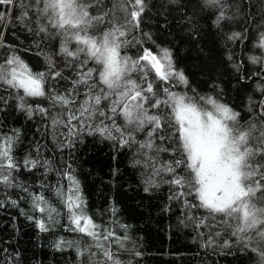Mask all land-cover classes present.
Masks as SVG:
<instances>
[{
  "label": "snow or ice",
  "instance_id": "snow-or-ice-1",
  "mask_svg": "<svg viewBox=\"0 0 264 264\" xmlns=\"http://www.w3.org/2000/svg\"><path fill=\"white\" fill-rule=\"evenodd\" d=\"M219 3L206 0L209 6ZM147 8V0H0V25L14 19L46 57L45 70L34 71L15 46L0 40V47L11 49L0 59V90L7 93L0 95V110L12 97L28 119L39 115L42 123L47 121L45 128L61 149L74 148L83 135L135 148L144 191L167 184L169 199L185 209L181 223H192L198 232L208 230L205 247L236 246L264 264V99L256 105L255 118L245 119L221 92L189 88L172 48L143 31ZM222 19L223 11L217 23ZM188 23L195 30L191 18ZM229 39L244 37L233 33ZM253 46L260 53L249 60L264 68V32ZM130 48L135 54H129ZM61 81L69 86L61 89ZM179 86L187 90L178 91ZM19 143L18 129L0 132V191L27 193L33 211L50 221L36 220L37 226L48 231L57 223L53 213L59 215V209L43 193L30 191L19 172L51 171L53 165L39 156V144L37 155L17 158ZM56 171L68 181L71 194L59 181L40 187L52 191L67 209L68 230L86 237L61 239L56 246L75 247L81 264H125L120 253L130 240L127 225H118L125 230L119 235L97 223L87 212L72 166ZM6 196L18 206L11 194ZM201 209L204 214L196 216L193 210Z\"/></svg>",
  "mask_w": 264,
  "mask_h": 264
},
{
  "label": "trees",
  "instance_id": "trees-1",
  "mask_svg": "<svg viewBox=\"0 0 264 264\" xmlns=\"http://www.w3.org/2000/svg\"><path fill=\"white\" fill-rule=\"evenodd\" d=\"M147 3L143 31L150 32L162 47L172 48L176 66L188 78V87L202 94L221 92L223 100L245 119L255 118L256 105L264 99V68L252 63L249 56L260 53L253 45L264 32V0H220L216 6L207 5L206 0ZM221 11L224 19L217 23ZM189 18L195 30L188 23ZM0 32V40L15 46L34 71L45 70L46 57L34 46L35 38L14 19L0 25ZM233 33H240L244 39H229ZM9 51L0 47V59ZM135 51L130 48L129 54ZM68 86L67 81L58 85L61 89ZM177 90L187 89L179 86ZM0 95L7 93L0 90ZM16 103L9 97L7 106L0 110V132L19 130L20 143L15 149L19 159L28 153L37 155L39 144V156L49 159L53 170L21 169L19 179L30 191L43 193L59 209V215L53 213L57 223L51 224L48 231H41L36 220L44 219L46 224L50 221L46 215L33 211L27 193L19 189L0 191V201L5 205L0 207V264H81L83 257L78 256L75 247L56 245L61 239L76 241L86 237L68 230L67 209L52 191L40 187L42 182L54 187L59 181L66 195L71 194L68 181L56 171L67 165L75 171L88 214L119 235L125 230L118 225H127L130 240L126 242L127 251L120 253L125 264H256L254 254L238 251L236 246L205 247L208 230L198 232L192 223H181L185 209L169 199L167 184L145 192L144 171L134 164L135 148H117L98 136L83 135L74 148L61 149L45 128L47 121L42 123L39 115L28 119ZM6 193L18 200V206L7 200ZM193 212L196 216L204 214L202 209ZM25 213L35 219H28Z\"/></svg>",
  "mask_w": 264,
  "mask_h": 264
}]
</instances>
